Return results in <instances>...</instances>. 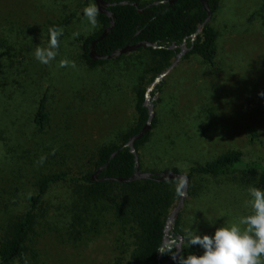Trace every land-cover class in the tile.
<instances>
[{
	"label": "rangeland",
	"instance_id": "374dc122",
	"mask_svg": "<svg viewBox=\"0 0 264 264\" xmlns=\"http://www.w3.org/2000/svg\"><path fill=\"white\" fill-rule=\"evenodd\" d=\"M261 1L220 0L211 21L219 32L216 65L191 56L163 78L152 98L158 101L155 125L138 150L142 171L186 173L233 149L245 161L264 164V31L248 22ZM86 6L84 0H0V236L28 209V196L44 175L90 170L98 148L119 143L117 135L134 123L135 57L85 65L79 38L98 29L83 15ZM66 19L71 22L59 27L56 58L41 64L34 57L37 45L48 47L49 27ZM62 59L75 67H59ZM44 94L49 123L38 132L33 114ZM77 187L60 182L47 192L21 264L127 262L132 231L115 225L98 202L80 198ZM250 187L258 188L240 176H195L178 213L185 236L188 230L213 236L218 227L239 224L251 214ZM198 246L195 255H202Z\"/></svg>",
	"mask_w": 264,
	"mask_h": 264
},
{
	"label": "trees",
	"instance_id": "16d2710c",
	"mask_svg": "<svg viewBox=\"0 0 264 264\" xmlns=\"http://www.w3.org/2000/svg\"><path fill=\"white\" fill-rule=\"evenodd\" d=\"M113 4L108 11L113 15L114 23L108 34L94 46L99 55H109L125 45L140 41L156 43L157 48H139L130 54H123L112 59L125 61L127 57H135L131 63V83L133 97L134 123L124 132L117 135L119 143H108L98 148L92 168L78 173L59 171L44 175L37 183L36 192L28 196V209L10 221L0 236V264H21L28 255V240L34 230L37 210L42 206L47 192L60 182L76 184L80 198L91 203L98 202L104 214L111 215L113 223L119 227H128L132 231V250L126 263L116 258L113 264H159L170 260L171 254H160L167 219L179 201L182 182L170 180L157 182L152 179L134 180L127 183L102 181L103 178H129L136 169L134 155L123 147L130 136L137 134L146 123L148 112L144 107L145 92L156 76L164 72L180 52V45L185 42L189 49L182 60L191 56L198 58L210 68L216 65L218 54L219 32L211 21L220 8V0H207L212 18L204 23L206 12L199 0H176L169 4L168 0H103ZM157 1L164 3L154 4ZM86 5L94 4V0H84ZM134 4L136 6H134ZM141 10V12H139ZM71 18V17H70ZM98 29L89 37L80 36L81 58L89 68H96L110 60H92L89 57L91 42L96 40L110 24L109 18L98 13ZM258 22L264 31V0L252 11L248 22ZM69 19L53 24L55 27L68 26ZM201 26L195 39L194 35ZM175 45V48H171ZM7 48L4 54H8ZM162 84L151 92V98L160 91ZM158 101L153 102L154 108ZM157 119L155 113L151 129ZM49 123L47 113V94H44L33 114V125L38 132H45ZM150 137V131L134 144L138 150ZM115 153V154H114ZM112 154H114L112 156ZM101 171L93 179V174ZM142 171V170H141ZM170 171L183 173L178 169ZM147 172V171H143ZM152 172V171H149ZM189 185L187 195H192V181L195 176L231 179L240 176L243 180L255 182L264 190V164L258 161H245L239 150H228L214 159L202 164L194 163L188 167ZM181 216L177 214L175 222L169 229V239L179 235L186 238L181 228ZM199 246H184L182 254H196ZM175 251V250H174ZM176 262L172 264H176Z\"/></svg>",
	"mask_w": 264,
	"mask_h": 264
},
{
	"label": "clouds",
	"instance_id": "9594fccd",
	"mask_svg": "<svg viewBox=\"0 0 264 264\" xmlns=\"http://www.w3.org/2000/svg\"><path fill=\"white\" fill-rule=\"evenodd\" d=\"M99 9L95 4H90L83 9V15L89 24L95 28L98 24ZM48 47L37 45L34 57L41 64L48 65L53 61L59 48V37L63 35L62 29L49 27ZM79 35V33H74ZM75 67V63L62 59L59 67ZM264 96V92L259 93ZM55 154V150L53 153ZM46 156L40 158L42 164ZM186 181H183L184 183ZM251 199L249 204L251 214L240 219L239 224L221 226L215 230L213 236L199 235L188 230L186 240L188 246L200 245L204 252L202 255L182 254L185 238H173L168 244L158 248L160 254H171L177 264H264V190L257 187L249 188ZM177 250V251H174Z\"/></svg>",
	"mask_w": 264,
	"mask_h": 264
},
{
	"label": "water",
	"instance_id": "95a60500",
	"mask_svg": "<svg viewBox=\"0 0 264 264\" xmlns=\"http://www.w3.org/2000/svg\"><path fill=\"white\" fill-rule=\"evenodd\" d=\"M176 0H168L169 4L174 3ZM165 1H157L154 4H158V3H164ZM199 2L201 3L204 11L206 12V18L204 23H209L211 18H212V13L209 9V5H208V1L207 0H199ZM94 4L98 7L99 9V13L103 14L105 16H107L109 18V26L107 28L104 29V31L102 32V34L93 42H91L90 45V49H89V57L92 60H110L114 57H118L120 55L123 54H128L131 52H134L135 50L139 49V48H147V47H151L153 49L157 48L156 43H149L147 41H140L137 42L135 44L132 45H125L123 48L113 51L111 54L109 55H99L95 52L94 46L97 42L101 41L107 34L108 32L112 29L113 27V15L108 11V8L113 5V4H109L104 2L103 0H94ZM134 6H136L134 4ZM139 12H141V10H139ZM201 26L198 27L196 33L194 35L191 36V40L193 41L197 35V33L200 31ZM175 45H172L171 48H175ZM189 51V49L186 47L185 42L180 46V53L178 55H176L175 59L173 60V62L171 63V65L161 74H159L158 76H156L154 78V80L152 81L151 85L147 88L146 92H145V100H144V107L147 108V112H148V117L146 120V123L144 124L143 128L135 135H132L129 137L127 143L123 146L125 148H128L129 151L134 155L135 158V165H136V169L134 171V174L129 177V178H103L102 181H117L120 183H127V182H131L134 180H144V179H152L155 180L157 182H164V181H170V180H179L181 182L186 181L184 183H182V190H181V195L179 197V201L178 204L175 208V210L171 213V215L168 217L167 219V224L165 226L164 229V237H163V242L162 245H166L168 244L171 240L168 238L169 237V229L171 227V225L175 222V219L177 217V214L180 211V207L183 201V197L186 194L188 185H189V175L186 173H177V172H173V171H163V172H143L139 169V165H138V157H137V152L135 150L134 144L137 140L141 139L146 133H148L151 130V126H152V120L154 118V105H153V101L151 98V92L155 89V87L157 85H159L161 83V81L163 80V78L173 69V67L177 64L178 61L181 60L182 56ZM115 154V153H114ZM112 154V156L114 155ZM101 171V169H99L98 171H96L92 178L96 179V175ZM182 237L179 235L177 237V239H181ZM177 251V250H175ZM177 260H173L172 258L170 260H167L164 263H159V264H172L174 262H176Z\"/></svg>",
	"mask_w": 264,
	"mask_h": 264
},
{
	"label": "flooded vegetation",
	"instance_id": "af4514ba",
	"mask_svg": "<svg viewBox=\"0 0 264 264\" xmlns=\"http://www.w3.org/2000/svg\"><path fill=\"white\" fill-rule=\"evenodd\" d=\"M183 43H184V42H183ZM183 43H182V44H183ZM180 46H181V45H180ZM180 46H179V47H180ZM179 53H180V52H179ZM179 53H178V54H179ZM178 54H177V55H178ZM99 169H101V168H99ZM99 169H98V170H99ZM98 170H97V171H98Z\"/></svg>",
	"mask_w": 264,
	"mask_h": 264
}]
</instances>
